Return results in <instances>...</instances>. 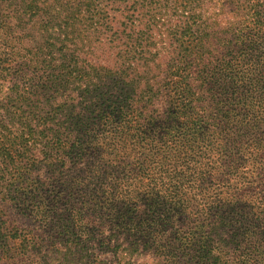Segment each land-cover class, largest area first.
<instances>
[{
    "label": "trees",
    "instance_id": "1",
    "mask_svg": "<svg viewBox=\"0 0 264 264\" xmlns=\"http://www.w3.org/2000/svg\"><path fill=\"white\" fill-rule=\"evenodd\" d=\"M54 256L264 264V0H0V264Z\"/></svg>",
    "mask_w": 264,
    "mask_h": 264
},
{
    "label": "rangeland",
    "instance_id": "2",
    "mask_svg": "<svg viewBox=\"0 0 264 264\" xmlns=\"http://www.w3.org/2000/svg\"><path fill=\"white\" fill-rule=\"evenodd\" d=\"M77 205H78V202H77ZM12 219H13V216H12L11 220ZM14 224H16V223H14ZM17 225H19V224H17ZM59 249H61V247ZM54 259L56 260V261H54V264H59V258H58V256H54Z\"/></svg>",
    "mask_w": 264,
    "mask_h": 264
}]
</instances>
